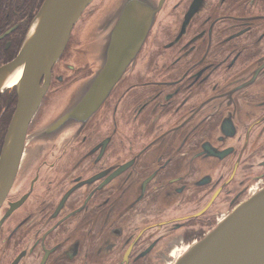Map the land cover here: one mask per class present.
Returning <instances> with one entry per match:
<instances>
[{
	"label": "flooded vegetation",
	"instance_id": "flooded-vegetation-1",
	"mask_svg": "<svg viewBox=\"0 0 264 264\" xmlns=\"http://www.w3.org/2000/svg\"><path fill=\"white\" fill-rule=\"evenodd\" d=\"M121 1L94 0L51 70L0 207V264H175L264 187V0H152L136 60L96 112L40 134ZM43 2L0 0V65ZM16 105V89L0 93V148Z\"/></svg>",
	"mask_w": 264,
	"mask_h": 264
},
{
	"label": "water",
	"instance_id": "water-1",
	"mask_svg": "<svg viewBox=\"0 0 264 264\" xmlns=\"http://www.w3.org/2000/svg\"><path fill=\"white\" fill-rule=\"evenodd\" d=\"M93 1L44 0L18 54L0 65V93L5 89L17 93V105L0 148V207L16 179L27 128L49 87L51 70L74 25ZM155 9L152 0H122L106 8L98 19L105 26L102 40L94 45L92 75L80 84L68 110L40 134L84 122L96 112L135 62ZM175 264H264V187L188 247Z\"/></svg>",
	"mask_w": 264,
	"mask_h": 264
},
{
	"label": "rangeland",
	"instance_id": "rangeland-1",
	"mask_svg": "<svg viewBox=\"0 0 264 264\" xmlns=\"http://www.w3.org/2000/svg\"><path fill=\"white\" fill-rule=\"evenodd\" d=\"M95 3V2H94ZM92 66V65H91ZM93 67V66H92ZM94 69V68H93ZM93 70H91V72L89 73L88 77L86 79H88L91 75H92Z\"/></svg>",
	"mask_w": 264,
	"mask_h": 264
}]
</instances>
